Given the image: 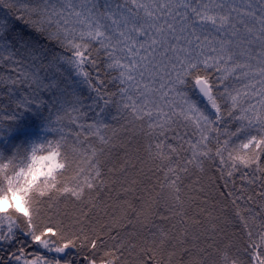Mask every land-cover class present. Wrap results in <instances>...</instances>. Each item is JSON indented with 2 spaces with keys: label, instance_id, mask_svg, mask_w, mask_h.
<instances>
[{
  "label": "snow or ice",
  "instance_id": "obj_1",
  "mask_svg": "<svg viewBox=\"0 0 264 264\" xmlns=\"http://www.w3.org/2000/svg\"><path fill=\"white\" fill-rule=\"evenodd\" d=\"M0 264H264V0H0Z\"/></svg>",
  "mask_w": 264,
  "mask_h": 264
},
{
  "label": "trees",
  "instance_id": "obj_2",
  "mask_svg": "<svg viewBox=\"0 0 264 264\" xmlns=\"http://www.w3.org/2000/svg\"><path fill=\"white\" fill-rule=\"evenodd\" d=\"M237 183H239V178L238 177H237ZM29 251L32 252V253L40 252L41 254H44V252H42L40 249L35 248V247L30 249ZM48 255H53V254L48 253Z\"/></svg>",
  "mask_w": 264,
  "mask_h": 264
},
{
  "label": "rangeland",
  "instance_id": "obj_3",
  "mask_svg": "<svg viewBox=\"0 0 264 264\" xmlns=\"http://www.w3.org/2000/svg\"><path fill=\"white\" fill-rule=\"evenodd\" d=\"M42 252H44V250L43 249H40ZM51 254V253H50Z\"/></svg>",
  "mask_w": 264,
  "mask_h": 264
}]
</instances>
